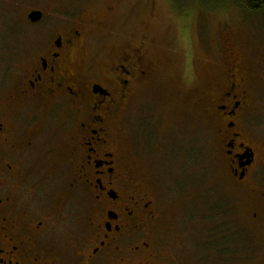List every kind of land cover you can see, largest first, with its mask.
<instances>
[{
	"label": "rangeland",
	"instance_id": "1",
	"mask_svg": "<svg viewBox=\"0 0 264 264\" xmlns=\"http://www.w3.org/2000/svg\"><path fill=\"white\" fill-rule=\"evenodd\" d=\"M184 4L180 14L170 0H0V53L2 36L20 44L10 86L18 83L29 58L65 25L61 18L67 15L103 21L87 55L78 58L85 75L87 63H93V74L101 77L127 45L142 42L143 62L153 69V78L136 90L113 131L126 160L163 200L172 228L168 252L177 255L178 264H264V164L259 170L263 180L258 176L255 181L257 192L230 181L217 119L207 112L219 93L216 84L226 82L229 61L239 60L252 79L244 128L264 153V11L246 12L229 0L216 6L212 0L208 6L193 0ZM34 9L49 17L56 13L60 24L30 26L26 17ZM7 22L10 32L3 28ZM2 60L0 54V77ZM62 114L58 118L63 120ZM64 139L65 133L52 127L38 138V146L58 149L54 167L64 158ZM36 156L26 160V173L31 183L50 186L55 202L67 191L66 174L49 173L51 165L45 176L37 174L43 152Z\"/></svg>",
	"mask_w": 264,
	"mask_h": 264
},
{
	"label": "flooded vegetation",
	"instance_id": "2",
	"mask_svg": "<svg viewBox=\"0 0 264 264\" xmlns=\"http://www.w3.org/2000/svg\"><path fill=\"white\" fill-rule=\"evenodd\" d=\"M35 10L42 12L39 21L29 17ZM55 15L34 9L26 20L30 26L60 24ZM61 19L65 25L29 58L13 89L10 72L20 44L2 36L0 264H178L168 252L172 228L163 200L126 160L113 131L136 90L152 81L153 69L143 62L146 50L142 42L127 45L101 77L93 74V63L85 75L78 58L87 55L103 21ZM3 28L10 32V23ZM228 66L227 83L216 84L219 93L207 112L217 119L229 180L257 192L264 153L244 128L252 79L239 60ZM51 127L66 135L64 158L55 167L58 149L38 146ZM40 150L37 174H48L49 165V173L66 174L67 191L55 202L52 188L31 183L26 173V160L35 161Z\"/></svg>",
	"mask_w": 264,
	"mask_h": 264
},
{
	"label": "trees",
	"instance_id": "3",
	"mask_svg": "<svg viewBox=\"0 0 264 264\" xmlns=\"http://www.w3.org/2000/svg\"><path fill=\"white\" fill-rule=\"evenodd\" d=\"M176 10L181 14L185 10V0H170ZM195 3H199L201 6H208V0H193ZM235 6L243 9L246 12L259 13L264 11V0H229ZM213 4L219 5L221 0H212ZM206 3V4H205ZM236 228V227H235Z\"/></svg>",
	"mask_w": 264,
	"mask_h": 264
},
{
	"label": "water",
	"instance_id": "4",
	"mask_svg": "<svg viewBox=\"0 0 264 264\" xmlns=\"http://www.w3.org/2000/svg\"><path fill=\"white\" fill-rule=\"evenodd\" d=\"M29 17L32 21H39L42 17V12L38 10L32 11Z\"/></svg>",
	"mask_w": 264,
	"mask_h": 264
}]
</instances>
